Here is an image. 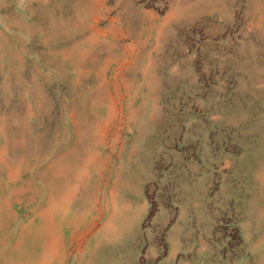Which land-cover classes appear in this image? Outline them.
<instances>
[{
  "label": "rangeland",
  "instance_id": "rangeland-1",
  "mask_svg": "<svg viewBox=\"0 0 264 264\" xmlns=\"http://www.w3.org/2000/svg\"><path fill=\"white\" fill-rule=\"evenodd\" d=\"M0 149V264L62 153L60 264H264V0H0Z\"/></svg>",
  "mask_w": 264,
  "mask_h": 264
},
{
  "label": "bare ground",
  "instance_id": "bare-ground-1",
  "mask_svg": "<svg viewBox=\"0 0 264 264\" xmlns=\"http://www.w3.org/2000/svg\"><path fill=\"white\" fill-rule=\"evenodd\" d=\"M100 127V126H99ZM4 152L3 149H0V153ZM69 153H62L57 157L55 164L53 167H49L48 174L47 169L44 173V189L45 195L41 201V205L33 210L32 221L28 220L27 224H24L22 227V232H20L15 239V249L11 250L12 256L18 257V261H22L21 251L19 247H21L23 241L29 236V234H34L35 231H40L39 235L43 234L45 239L49 241V244L44 242V244H40V251L35 254L34 262L31 264H60L62 259V251L63 246L61 245V236L60 229L63 223L65 222L66 216L71 215L72 219L70 224L75 225L73 220H75V205L76 193L79 192V185L81 184L82 174L80 175L79 170L74 168H69L65 166L62 169V163L65 161L66 155ZM75 156V155H74ZM72 157L71 159H73ZM87 160V158H86ZM85 160V161H86ZM76 161V156H75ZM66 162V161H65ZM79 163V162H78ZM80 164V163H79ZM57 168V169H54ZM73 169V170H72ZM72 171L73 179L66 183L65 177L67 173ZM21 171L17 168H10V171L7 173V180L14 183L17 180L21 179ZM20 178V179H19ZM62 183H65L62 185ZM10 198L12 195L16 193H20V190L17 189L15 191L13 186H10ZM13 187V188H12ZM14 198V197H13ZM75 200V201H74ZM6 205V204H5ZM37 220V224L35 222ZM31 223L30 227L28 223ZM28 231V233H26ZM32 232V233H31ZM61 245V248L59 247ZM31 253V252H30ZM30 259V258H29ZM23 262V261H22ZM20 264V263H19ZM23 264V263H22Z\"/></svg>",
  "mask_w": 264,
  "mask_h": 264
},
{
  "label": "crops",
  "instance_id": "crops-1",
  "mask_svg": "<svg viewBox=\"0 0 264 264\" xmlns=\"http://www.w3.org/2000/svg\"><path fill=\"white\" fill-rule=\"evenodd\" d=\"M79 197H80V194L78 192V193H76V196H75L76 202H77V200H78ZM75 213H76V216H75V220H73V222L76 224L80 220L81 214L78 212V210H75ZM12 244L13 245H12V247H11L10 250L15 249V241Z\"/></svg>",
  "mask_w": 264,
  "mask_h": 264
}]
</instances>
